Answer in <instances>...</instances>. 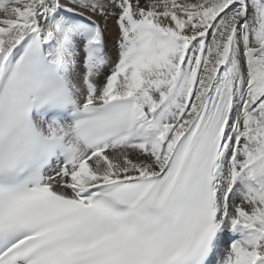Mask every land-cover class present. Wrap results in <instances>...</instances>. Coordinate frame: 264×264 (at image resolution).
Wrapping results in <instances>:
<instances>
[{
    "label": "snow or ice",
    "instance_id": "6c2138e0",
    "mask_svg": "<svg viewBox=\"0 0 264 264\" xmlns=\"http://www.w3.org/2000/svg\"><path fill=\"white\" fill-rule=\"evenodd\" d=\"M0 264H264V0H0Z\"/></svg>",
    "mask_w": 264,
    "mask_h": 264
},
{
    "label": "bare ground",
    "instance_id": "6f19581e",
    "mask_svg": "<svg viewBox=\"0 0 264 264\" xmlns=\"http://www.w3.org/2000/svg\"><path fill=\"white\" fill-rule=\"evenodd\" d=\"M113 31H114V29H113Z\"/></svg>",
    "mask_w": 264,
    "mask_h": 264
}]
</instances>
